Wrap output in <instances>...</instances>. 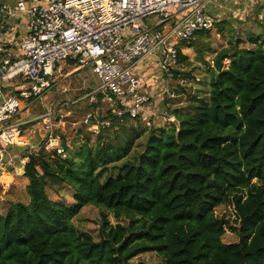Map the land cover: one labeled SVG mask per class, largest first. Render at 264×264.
I'll use <instances>...</instances> for the list:
<instances>
[{
    "label": "trees",
    "instance_id": "1",
    "mask_svg": "<svg viewBox=\"0 0 264 264\" xmlns=\"http://www.w3.org/2000/svg\"><path fill=\"white\" fill-rule=\"evenodd\" d=\"M207 37L201 30L179 45L180 64L192 63L182 48L195 47L210 71L207 90L170 109L179 130L171 121L116 141L110 127L125 129L133 118L108 110L102 119L111 124L94 145L88 132L74 148L63 142L67 157L44 147L27 154L30 200L0 211V264H154L133 262L149 251L159 264H264V32L248 34L251 47L231 39L212 60L204 57ZM181 73L174 79L187 78ZM0 87L20 92L11 82ZM64 188L74 191L72 205L50 195ZM223 203L236 218L216 213ZM87 205L101 209L99 239L74 222ZM227 229L238 241H224Z\"/></svg>",
    "mask_w": 264,
    "mask_h": 264
},
{
    "label": "built area",
    "instance_id": "2",
    "mask_svg": "<svg viewBox=\"0 0 264 264\" xmlns=\"http://www.w3.org/2000/svg\"><path fill=\"white\" fill-rule=\"evenodd\" d=\"M231 0H18L0 2L1 82L21 77L25 85H17L19 94L0 87V170L13 161L4 157L10 146L38 150L37 144L22 133L26 122L9 123L20 111L23 100L40 98L55 84L65 65L92 68L99 79L96 88L86 96L97 109L85 117L90 129L100 132L111 119L100 120V106L121 120L125 115L140 116L151 101V93L139 67L153 55L161 74L174 79L181 66L179 45L198 31L210 30L219 16L208 11L212 4ZM156 16L148 25L145 19ZM263 17V16H262ZM174 19V20H172ZM17 20H19L17 22ZM24 24V30L20 24ZM230 59L224 60L228 64ZM185 85V80H178ZM164 92L178 97L176 87L167 83ZM101 95V98H100ZM106 111V112H107ZM52 110L44 113L39 133L40 147L56 150L67 157L62 136L57 132L65 122L52 120ZM107 116L104 113V116ZM173 115L168 119L172 120ZM40 149V148H39ZM25 156L22 161L28 162Z\"/></svg>",
    "mask_w": 264,
    "mask_h": 264
},
{
    "label": "rangeland",
    "instance_id": "3",
    "mask_svg": "<svg viewBox=\"0 0 264 264\" xmlns=\"http://www.w3.org/2000/svg\"><path fill=\"white\" fill-rule=\"evenodd\" d=\"M264 2V1H263ZM254 10L251 11V5L247 7H243L240 14L230 15V17L219 18V21L226 20L229 25L223 30L220 31L218 28L217 22L214 27L210 29V37H207V41L211 43L212 49L205 52V60H212L217 52L221 50L223 47L229 45V41L234 38H242L243 46L251 47L252 44L248 40L249 28L254 27L256 32H264V16H260L262 13V9L264 8V3L255 4ZM258 6V7H256ZM208 11L213 15L216 12L214 11L213 5L208 6ZM262 15V14H261ZM216 16V15H215ZM154 18V16L149 17V19ZM149 23L152 20L148 21ZM0 37L3 35L0 32ZM191 64L185 65L181 64V75L187 81L185 85H181L174 83L169 78L166 79L167 83L171 84L172 87L183 86L185 90H187L186 98L178 97L175 100H185V105L187 104V98L190 93L202 89L203 91L208 89L207 79L210 78L209 66L205 64L202 60L198 58L197 50L195 47H190V49L184 48ZM212 64V63H211ZM4 82H11L13 85H25V81L21 77L12 78L10 80ZM1 82V85L4 83ZM99 84V79L97 75L93 72L92 68H76L65 67L60 74H58V78L55 79L54 86L47 90L44 95L40 98H32L29 100H23L21 105V109L19 113L9 122V123H20L26 121L21 128L22 133H24L27 137L30 138L31 142L37 144L38 149L41 148V143L39 140V133L42 128V119L41 116L52 110V120L54 122H59L63 120L65 122L64 127L58 128L57 132L62 136V142H64L68 148H74V142L81 143L83 142V136L91 132L92 140L90 142L91 145L95 144L97 132L90 129L89 124L85 123V117L95 111L97 106L92 104L89 100L88 96H86L90 91L96 88ZM149 89V88H148ZM150 90V89H149ZM8 93L14 94L11 91ZM169 101L166 103L164 98ZM160 98V100H159ZM159 98L156 96L151 97V103L156 102L158 100L160 105L163 107H167L165 111L159 112L155 119H143L141 116L133 118L128 122H124L125 129L122 128V124H116L114 127H110L109 134L110 139L117 137L115 140L120 141L122 138H127L129 136V132H135L137 129H150L152 127L159 126H167L169 121L165 120L164 116L166 112H169L170 108H174L176 104L173 101V98H170L168 94H162V97L159 93ZM155 104V103H154ZM182 105V106H185ZM100 120L102 121L104 113L107 114V109L104 104L100 106ZM155 117V116H154ZM123 123V122H122ZM109 128L106 125H100V129ZM101 131V130H100ZM147 133L145 132L138 141H136L134 145L135 150H141L142 142L147 137ZM83 138V139H80ZM63 143V144H64ZM10 152H18L27 154L30 152V149H25L24 147L18 146H10L8 148ZM36 151V150H35ZM34 152V151H33ZM72 190V189H71ZM21 199L24 201H28L30 199V195L26 192V198L24 194H20ZM50 195L53 198H61L63 197L69 205L74 203V191H70L67 188L62 190V194L58 195L52 190H50ZM9 199H5L1 201L0 199V211H4L8 206ZM216 213L220 216H226L227 218H236V209L233 204L223 203L216 208ZM109 218L112 222H116L112 213L109 214ZM101 219V209L93 206L87 205L85 206L80 214L75 217L74 222L81 228L91 232L96 239H99V221ZM239 236L236 232H233L227 229V232L224 236L225 242H234L238 241ZM161 257L154 251L144 252L140 255L133 258V262H147L159 264L161 263Z\"/></svg>",
    "mask_w": 264,
    "mask_h": 264
},
{
    "label": "crops",
    "instance_id": "4",
    "mask_svg": "<svg viewBox=\"0 0 264 264\" xmlns=\"http://www.w3.org/2000/svg\"><path fill=\"white\" fill-rule=\"evenodd\" d=\"M17 1L18 0H0V2H9L11 4L16 3ZM263 1L264 0H231L228 3L222 4V5L212 4L214 7L213 12H216L215 14L217 16H219V18L222 19L226 16L230 17V15L240 14L239 12L241 11V9L243 7L245 8V7L250 6V5H251V11H253L254 7H255L254 5L257 3L258 4L264 3ZM256 7H258V6H256ZM261 14H260V16H264V8L262 9ZM149 20H152V22L149 23L148 22ZM156 20H157L156 16H154V18H152V19L151 18L149 19V17H148L145 19V23L148 25H152ZM172 20H174V19H172ZM18 21L19 20H17V22ZM20 28L22 30H24V24L23 23L20 24ZM249 30H250L249 33L256 32L254 27L249 28ZM0 32L3 35V37H0V41H2L6 34H4L3 29H0ZM187 49H190V47H187ZM184 51H185V49L182 48L183 53H184ZM184 54H186V53H184ZM68 66L71 67L72 65H70V64L65 65V67H68ZM139 71L147 82V86L150 89L151 97L153 95V96H156L157 98H159V93H160L161 97H162V94L164 96V94H165L164 86L166 85L165 84L166 83V77H165V75L161 74V72L159 71V67L157 65V61H156L155 56L151 55V56L147 57L143 62H141L140 67H139ZM186 81L187 80H185V83H186ZM172 82L174 83V81H172ZM178 82L179 81L177 80L176 83H178ZM177 87H176V89H177ZM177 92L179 94L178 97L186 98L187 92L186 91L184 92L182 87H179V90L177 89ZM178 97H176V98H178ZM176 98H173V101L176 104L175 107H180L182 105H185V100H175ZM159 100H160V98H159ZM164 100L166 101V103L169 102L167 100V98L166 99L164 98ZM157 104H158V100H156V102H152V103L150 101L148 106L145 107L144 110L141 112L140 116L143 119H155L159 112L161 113L162 111H165L167 109V107H163L162 105H160V102H159V106ZM170 109H172V108H170ZM167 111H168V109H167ZM169 115H170V113L166 112V115L164 116V118H165V120L171 122V120L168 119ZM24 122H26V121H24ZM25 156H27L26 152H23V153L10 152V150L8 148H6V150H4V157L6 159L12 160L13 164L8 165L5 170H0V199H1V201L5 200V199H9V202L12 200L13 201H16V200L24 201V199H21L20 194H24L25 198H26V192H27L26 187H27L29 180L24 175V166L27 162L22 161V158ZM27 200L29 201L30 199H27ZM28 201H25V202H28ZM5 208H7V206H5Z\"/></svg>",
    "mask_w": 264,
    "mask_h": 264
},
{
    "label": "water",
    "instance_id": "5",
    "mask_svg": "<svg viewBox=\"0 0 264 264\" xmlns=\"http://www.w3.org/2000/svg\"><path fill=\"white\" fill-rule=\"evenodd\" d=\"M171 121L174 122L177 125V128L179 130L180 129V122H179V120L176 117L173 116V118H172Z\"/></svg>",
    "mask_w": 264,
    "mask_h": 264
}]
</instances>
